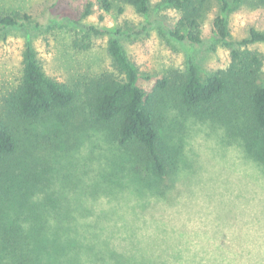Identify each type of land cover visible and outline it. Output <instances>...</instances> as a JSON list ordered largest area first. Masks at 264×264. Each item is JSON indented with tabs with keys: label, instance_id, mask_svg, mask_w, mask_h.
Wrapping results in <instances>:
<instances>
[{
	"label": "rangeland",
	"instance_id": "1",
	"mask_svg": "<svg viewBox=\"0 0 264 264\" xmlns=\"http://www.w3.org/2000/svg\"><path fill=\"white\" fill-rule=\"evenodd\" d=\"M255 1L228 0L230 10L221 14L211 0L201 43L190 48L170 36L180 13L164 0H149L146 17L130 6L119 12L116 4L105 12L97 0H0V15L20 16L19 25L0 29V112L20 80L27 40L48 77L82 88L86 78L111 71L106 48L116 38L139 84L149 89L156 79L182 70L188 56L201 74L225 69L230 48L217 38L213 21L219 13L226 18L233 42L248 38L251 29L264 34V8ZM88 3L91 14L82 18ZM74 41L88 49L81 51ZM249 48L262 56L264 77V42ZM29 130L32 144L50 150L60 145L52 153L57 160L42 174L52 179L50 190L69 200L66 222L76 226L83 243L80 264H264V168L227 143L219 126L181 114L164 128L166 142L182 140L183 155L167 200L149 194L159 182L131 170L135 164L108 134L86 128L74 133L62 117ZM87 246L102 260L88 254Z\"/></svg>",
	"mask_w": 264,
	"mask_h": 264
},
{
	"label": "trees",
	"instance_id": "2",
	"mask_svg": "<svg viewBox=\"0 0 264 264\" xmlns=\"http://www.w3.org/2000/svg\"><path fill=\"white\" fill-rule=\"evenodd\" d=\"M210 1L164 0L180 13L170 36L190 48L199 45L201 21ZM214 1L220 5L221 14L230 10L228 0ZM148 3L97 0L105 12L116 4L119 12L130 6L144 17ZM254 4L264 8V0ZM91 8L88 3L82 18L91 14ZM220 13L213 27L219 41L230 48L227 67L201 74L188 56L182 70L156 79L149 89L139 84L138 71L116 38H111L106 48L111 71L86 78L82 88L48 77L27 40L20 80L4 97L0 112V264H80L84 249L76 226L66 222L70 212L66 194L50 190L52 179L42 174L57 160L58 155L52 153L60 145L55 143L50 150L30 143L32 125L54 123L62 117L74 133L86 128L108 134L135 164L131 170H142L147 178L159 182L156 193L149 194L162 200L172 194L166 192L177 179L183 156L182 140L166 142L164 128L181 114L219 126L227 143L239 145L264 168L263 60L260 53L249 48L264 42V34L251 29L248 38L230 41L226 18ZM19 20L18 14H1L0 29L15 27ZM74 46L81 51L88 49L77 41ZM79 103L83 114L77 112ZM59 158H65L64 153ZM87 248L91 251L88 254L102 260L92 246Z\"/></svg>",
	"mask_w": 264,
	"mask_h": 264
}]
</instances>
